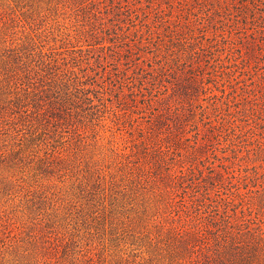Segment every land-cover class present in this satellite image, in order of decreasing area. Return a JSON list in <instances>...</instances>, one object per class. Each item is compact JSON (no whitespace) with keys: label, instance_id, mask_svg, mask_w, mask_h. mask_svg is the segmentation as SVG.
Returning <instances> with one entry per match:
<instances>
[{"label":"trees","instance_id":"1","mask_svg":"<svg viewBox=\"0 0 264 264\" xmlns=\"http://www.w3.org/2000/svg\"><path fill=\"white\" fill-rule=\"evenodd\" d=\"M60 5L80 22L67 46L74 39L87 49L66 55L26 30L44 7ZM131 13L128 0H0V195L19 198L11 216L0 215V264H264V184L248 168L216 181L213 165L199 176L175 157L152 163L145 147L137 160L110 156L89 166L78 181L91 197L79 204L70 189L18 183L24 167L35 174V164L57 173L76 166L81 150L60 149L62 128L103 116L87 70L101 61L102 41L113 42L125 19L134 23ZM205 100L201 114L213 129V108L229 99Z\"/></svg>","mask_w":264,"mask_h":264},{"label":"rangeland","instance_id":"2","mask_svg":"<svg viewBox=\"0 0 264 264\" xmlns=\"http://www.w3.org/2000/svg\"><path fill=\"white\" fill-rule=\"evenodd\" d=\"M128 1L134 23L125 19L117 35L112 33L113 42L102 41L101 61L87 70L102 95L95 102L105 105L103 116L86 119V127L62 128L60 149L68 154L77 143L81 150L76 166L65 165L61 174L43 164H35V174L24 167L18 183L44 184L49 192L70 189L68 198L79 204L91 197L78 181L89 166L106 163L110 156L137 160L147 147L152 163L175 157L193 163L203 177L213 165L216 181L220 172L243 174L248 168L264 184V0ZM40 14L34 24H26L28 32L43 34L47 46L66 55L80 48L74 39L75 46H67L80 22L62 5L44 7ZM194 56L199 63L191 62ZM209 94L229 99L213 108V129L199 106ZM73 182L80 187H72ZM246 184L240 185L243 191ZM18 203L15 193L0 195V215L11 216Z\"/></svg>","mask_w":264,"mask_h":264}]
</instances>
